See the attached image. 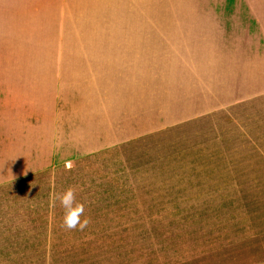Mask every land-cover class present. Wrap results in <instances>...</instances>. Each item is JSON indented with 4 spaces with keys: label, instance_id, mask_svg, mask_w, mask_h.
Returning a JSON list of instances; mask_svg holds the SVG:
<instances>
[{
    "label": "rangeland",
    "instance_id": "rangeland-1",
    "mask_svg": "<svg viewBox=\"0 0 264 264\" xmlns=\"http://www.w3.org/2000/svg\"><path fill=\"white\" fill-rule=\"evenodd\" d=\"M231 1L230 28L0 12V264L264 256V0ZM124 20L150 28L125 42ZM69 187L82 231L63 225Z\"/></svg>",
    "mask_w": 264,
    "mask_h": 264
},
{
    "label": "crops",
    "instance_id": "crops-1",
    "mask_svg": "<svg viewBox=\"0 0 264 264\" xmlns=\"http://www.w3.org/2000/svg\"><path fill=\"white\" fill-rule=\"evenodd\" d=\"M155 0H0V12H42V13H98V14H155L178 13L189 15H211L210 22L216 25L208 28H230L231 0H173L171 9H156ZM170 3V2H168ZM177 6V9H172ZM17 8V9H16ZM219 22L227 25H218ZM117 27L131 29V36L122 38L125 42L140 40L138 29H149L146 21H122ZM116 39V38H115ZM141 41V40H140ZM117 43V42H116ZM136 43V42H135ZM115 44V43H113ZM246 264H264V256Z\"/></svg>",
    "mask_w": 264,
    "mask_h": 264
},
{
    "label": "clouds",
    "instance_id": "clouds-1",
    "mask_svg": "<svg viewBox=\"0 0 264 264\" xmlns=\"http://www.w3.org/2000/svg\"><path fill=\"white\" fill-rule=\"evenodd\" d=\"M71 166V162L66 163V167ZM57 199L64 208L63 225L67 229L84 230L89 220L84 216V205L76 202L74 190L69 187L63 193L58 194Z\"/></svg>",
    "mask_w": 264,
    "mask_h": 264
}]
</instances>
